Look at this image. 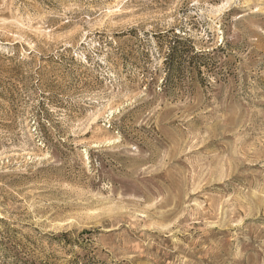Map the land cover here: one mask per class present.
Listing matches in <instances>:
<instances>
[{
  "label": "rangeland",
  "instance_id": "374dc122",
  "mask_svg": "<svg viewBox=\"0 0 264 264\" xmlns=\"http://www.w3.org/2000/svg\"><path fill=\"white\" fill-rule=\"evenodd\" d=\"M0 264H264V0H0Z\"/></svg>",
  "mask_w": 264,
  "mask_h": 264
},
{
  "label": "trees",
  "instance_id": "16d2710c",
  "mask_svg": "<svg viewBox=\"0 0 264 264\" xmlns=\"http://www.w3.org/2000/svg\"><path fill=\"white\" fill-rule=\"evenodd\" d=\"M192 50V49H191ZM192 53V57H190V60L191 62L190 63H193L194 64V59H196L199 54L195 51H191ZM183 56L182 54H179L178 52V48L176 47H173L172 50H171V53L169 54V57L166 59L165 61V66L168 67V73H167V76H169L168 78V81L171 77V73H172V70L176 69L177 67L179 68V66H181L183 64ZM166 82V79L163 81V83Z\"/></svg>",
  "mask_w": 264,
  "mask_h": 264
}]
</instances>
